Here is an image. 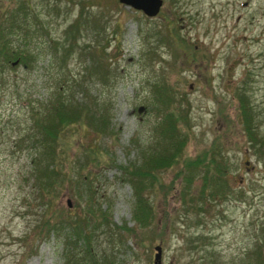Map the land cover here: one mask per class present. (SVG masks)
<instances>
[{
    "label": "rangeland",
    "instance_id": "obj_1",
    "mask_svg": "<svg viewBox=\"0 0 264 264\" xmlns=\"http://www.w3.org/2000/svg\"><path fill=\"white\" fill-rule=\"evenodd\" d=\"M17 1L0 0V16ZM27 1L48 36L10 35L37 54L0 70V264H63L71 248L63 245L66 228L38 243L36 235L57 213L87 216L78 255L89 245L113 264H152L160 245V264H212L214 257L255 264L246 255L264 250V0H161L151 16L118 0ZM50 41L58 42L54 55ZM58 82L63 96L108 121L99 132L86 121L62 131V175L43 205L30 186L24 135L33 108L49 123ZM157 82L170 87L169 106L186 116L179 124L187 139L179 160L145 191L152 215L139 225L119 168L138 162L153 141ZM211 145L226 165L228 194L197 198L198 174L181 196L178 164Z\"/></svg>",
    "mask_w": 264,
    "mask_h": 264
},
{
    "label": "trees",
    "instance_id": "obj_2",
    "mask_svg": "<svg viewBox=\"0 0 264 264\" xmlns=\"http://www.w3.org/2000/svg\"><path fill=\"white\" fill-rule=\"evenodd\" d=\"M16 5L0 16V70L13 66L15 62H21L24 65L29 64L37 54L36 51H33L35 54L29 55L28 51L31 50L27 49L28 40L24 39V41L13 44L10 35H15L19 31L22 32L23 37L27 33L48 36V32L43 25V18H40L34 12L28 11L31 6L27 0H18ZM47 42L49 41L47 40ZM49 44L54 55L58 42L50 41ZM89 50L92 51L93 47ZM154 86L155 98H152L151 107L155 113H158L159 120L153 126V141L142 147L138 162L129 161L119 168L123 179L130 183L132 187L133 216L139 225L144 224L145 219L147 220L152 215L151 204L148 202L145 191L153 188L156 182L159 184L158 179L161 171L171 167L179 160L187 139L186 131L181 130L179 124L181 120H185L186 116L168 104L170 87L165 82L160 84L157 82ZM62 87L63 84L58 82L57 88H55L56 91L52 93L51 97L49 96V103L47 104L49 105V123H44V115L41 116L33 108L32 114H35L34 124L31 130L24 135V140L32 147L28 166L30 186L37 192L40 199H45L41 203L43 205H46L47 202L51 203V191L55 187L57 179L62 175L63 154L59 150L62 131L73 123L82 124L86 121V124H92L96 132H99L101 127L105 128L107 126L108 121L107 117L104 118L100 114L94 115L90 111V106H85L84 102H72V97L63 96L61 94ZM59 88L60 90H57ZM245 130L248 138L255 139V133L250 127L248 128L245 125ZM258 141L261 145L259 151L264 153V142L262 139ZM207 149H211L209 155H207L208 150H204L200 154L184 158L181 164H178L175 177L178 176L182 180L181 196L185 197L190 193L188 192L189 186L192 179L198 174L200 184L196 191L197 198L201 199L205 194L208 196L228 194L230 186L225 175L226 165L222 162L224 160L219 158L220 154L218 155L219 152L213 145ZM98 216L103 220L106 219V215L102 212ZM81 217V219L68 220L57 213L52 220L43 219L36 234L41 237L37 243L43 240V236L47 233L58 236L60 233L57 230L66 228L67 233L65 231L61 233L62 237L64 236L63 245H68L71 248L63 256V264H113L109 258L95 256L89 249V245L84 246L81 255H78L79 250H76V248L79 246V240L83 242L86 238L85 222L88 219L87 216ZM121 229L123 228L121 227ZM256 247L251 248L246 256H254L255 264H264V250L261 249L260 245ZM232 259L230 264H242L239 258L237 261ZM212 264L224 263L218 257H214Z\"/></svg>",
    "mask_w": 264,
    "mask_h": 264
},
{
    "label": "water",
    "instance_id": "obj_3",
    "mask_svg": "<svg viewBox=\"0 0 264 264\" xmlns=\"http://www.w3.org/2000/svg\"><path fill=\"white\" fill-rule=\"evenodd\" d=\"M123 4L141 10L145 15H154L161 5V0H118ZM152 264H160V245H154Z\"/></svg>",
    "mask_w": 264,
    "mask_h": 264
}]
</instances>
